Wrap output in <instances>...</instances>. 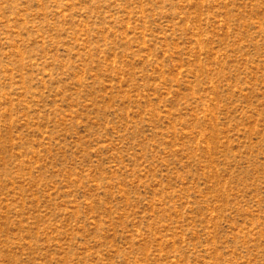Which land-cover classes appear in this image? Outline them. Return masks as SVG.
I'll use <instances>...</instances> for the list:
<instances>
[{
	"label": "rangeland",
	"instance_id": "obj_1",
	"mask_svg": "<svg viewBox=\"0 0 264 264\" xmlns=\"http://www.w3.org/2000/svg\"><path fill=\"white\" fill-rule=\"evenodd\" d=\"M0 264H264V0H0Z\"/></svg>",
	"mask_w": 264,
	"mask_h": 264
}]
</instances>
